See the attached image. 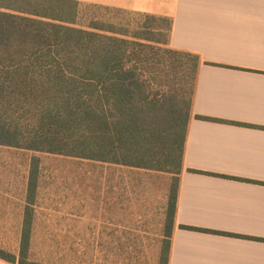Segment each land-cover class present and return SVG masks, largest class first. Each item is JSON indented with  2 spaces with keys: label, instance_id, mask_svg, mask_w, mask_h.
Instances as JSON below:
<instances>
[{
  "label": "trees",
  "instance_id": "16d2710c",
  "mask_svg": "<svg viewBox=\"0 0 264 264\" xmlns=\"http://www.w3.org/2000/svg\"><path fill=\"white\" fill-rule=\"evenodd\" d=\"M80 4L0 0V145L171 173L165 254L159 257L168 264L199 57L170 48L168 18L143 14L151 21L130 33L80 24ZM167 71L180 74V89L154 91L152 85H165L159 78ZM34 212L25 210L17 251L0 249L1 260L47 264L29 254Z\"/></svg>",
  "mask_w": 264,
  "mask_h": 264
},
{
  "label": "crops",
  "instance_id": "0c3cea01",
  "mask_svg": "<svg viewBox=\"0 0 264 264\" xmlns=\"http://www.w3.org/2000/svg\"><path fill=\"white\" fill-rule=\"evenodd\" d=\"M76 1L168 18L170 48L199 57L168 264H264V0ZM28 184L21 226L36 209Z\"/></svg>",
  "mask_w": 264,
  "mask_h": 264
},
{
  "label": "rangeland",
  "instance_id": "374dc122",
  "mask_svg": "<svg viewBox=\"0 0 264 264\" xmlns=\"http://www.w3.org/2000/svg\"><path fill=\"white\" fill-rule=\"evenodd\" d=\"M77 21L131 33L151 20L132 11L80 4ZM180 77L179 73L164 72L159 80L165 85H152L153 90L169 93L170 86L180 89L176 87ZM29 163L36 166L38 174L31 200L36 207L30 235L33 259L47 264H160L168 223L162 186L170 176L171 185L175 183L171 173L159 171L128 179L119 167L2 145L1 250L17 251ZM0 264L10 263L0 260Z\"/></svg>",
  "mask_w": 264,
  "mask_h": 264
}]
</instances>
